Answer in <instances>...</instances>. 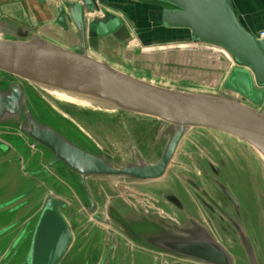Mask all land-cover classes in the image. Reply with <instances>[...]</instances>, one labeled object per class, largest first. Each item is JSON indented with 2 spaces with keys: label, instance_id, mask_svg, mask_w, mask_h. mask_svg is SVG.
<instances>
[{
  "label": "water",
  "instance_id": "1",
  "mask_svg": "<svg viewBox=\"0 0 264 264\" xmlns=\"http://www.w3.org/2000/svg\"><path fill=\"white\" fill-rule=\"evenodd\" d=\"M155 1L169 6L156 12L157 22L167 29L190 31L189 43L219 53L211 56L214 80L205 86L219 90L217 96L159 85L96 58L90 48L129 32L120 16L100 10L94 0H0V34L11 36L0 39V72L25 80L48 95L45 89L87 96L116 108V112L157 120L156 139L167 133L170 139L156 163L146 162L137 150L135 162L118 167L96 145L92 144L93 152L80 147L50 123L38 121L16 83L0 89V125L16 124L30 143L51 151V166L61 162L79 173L84 184L89 177L144 182L162 179L191 128L234 136L264 156V40L244 26L232 0ZM40 4L48 8L53 23L40 21L33 14V5ZM123 8L117 9L121 12ZM38 27L40 31H34ZM154 33L158 31L154 29ZM139 37L148 45L142 35ZM69 207L68 202L49 194L31 231L24 259L18 262L14 254L9 259L7 254L0 264H65L74 242L66 216ZM168 224L171 226L150 233V238L147 234V242L209 264L226 258L218 245L187 237L178 223Z\"/></svg>",
  "mask_w": 264,
  "mask_h": 264
},
{
  "label": "flooded vegetation",
  "instance_id": "2",
  "mask_svg": "<svg viewBox=\"0 0 264 264\" xmlns=\"http://www.w3.org/2000/svg\"><path fill=\"white\" fill-rule=\"evenodd\" d=\"M145 1L161 7V10L169 7L155 0ZM108 2L109 0H106V3ZM121 6L122 4L114 5L116 9ZM153 28L156 29L155 26ZM178 35L179 38L164 39L161 44L190 42L189 37L181 38V32ZM4 74L3 79H0V89L5 90L12 83L20 85L32 108L29 93H41L38 88L18 77ZM38 121L43 122L39 118ZM17 127L16 124L0 125V156H12L8 162L15 163L19 160L25 176H35V172L43 171L48 173V178L53 182L57 180L65 186V191L50 187L49 192L45 194L46 184L49 183L40 181L37 186L44 190L43 194L40 198L28 197L26 202L41 200L46 195L35 213L36 216H39L49 194L69 203L66 216L74 233L71 252H76L70 264H209L158 249L147 242V234L150 238V233L168 228L171 226L168 223L172 222L180 224L187 237L222 248L226 258H220L217 264H264V170L257 164V159L256 162L252 161V155L246 150H228L226 147L222 150L215 147L211 141V149L206 151L205 155L197 151L190 155L197 165V172L191 171L184 178V182L174 181V184L169 183L170 186L163 189L150 187L143 190L144 193L138 191V194L149 197V204L140 206L142 201L138 196L130 199L137 202L131 207L125 199H119L117 196L110 199L103 197L99 183L94 182L102 179L101 177H89L84 184L79 173L61 162L51 166L54 159L51 151L29 143V139L20 134ZM74 133L77 134L75 131ZM75 134L68 137L80 147L93 152L91 141L83 137L84 135L78 138ZM14 140H23L27 148L20 149ZM230 151L234 156L229 155ZM22 153L28 156L27 160L22 158ZM25 165H30L37 171L28 174ZM255 172H259L263 184L261 191L256 193L252 190L251 196L243 191L239 192L235 188V182H238V179L245 180L248 186L252 183ZM83 218H88L94 224H82ZM26 220L28 219L22 222ZM106 228L111 234H104L102 229ZM114 236H118L117 242ZM10 249L11 247H7L3 251L0 263Z\"/></svg>",
  "mask_w": 264,
  "mask_h": 264
},
{
  "label": "rangeland",
  "instance_id": "3",
  "mask_svg": "<svg viewBox=\"0 0 264 264\" xmlns=\"http://www.w3.org/2000/svg\"><path fill=\"white\" fill-rule=\"evenodd\" d=\"M98 3L100 10L106 11L109 9L115 13L117 11L120 12L116 7L113 9L109 5ZM109 3L122 4L124 7L132 9L150 8L152 6V2L145 0H109ZM154 7L156 5L153 6V10H157ZM118 14L124 19L129 34L101 40L99 45H96V48H90V52L96 58L109 62L126 73L159 85L183 91H197L212 95L219 94V90L205 87L208 86L209 81L214 80L213 70L209 61L213 59L211 56L215 55L217 57L219 53L214 52L213 48H206V50L195 43L161 44L158 42L164 39H158L156 36L155 38L151 36L147 41L144 38V31L154 30L152 21L142 26L138 24L139 21H137L136 17L127 19L123 17V14ZM149 17L150 19L155 18L151 14ZM49 19L51 23L54 22L52 16ZM38 30L40 31V27L36 28V30L34 29V31ZM139 34L142 35V39L146 44L154 45H145L139 38ZM220 58L222 60L221 55ZM2 75L5 76L3 72H0V79H3ZM16 80L20 82V80ZM20 83L24 85L22 82ZM38 90L35 89L37 92ZM29 97L32 110L39 119L50 123L68 136L75 134L74 131L78 134H75L78 138L84 135L83 137H86L87 140L89 139L93 145H97L118 167L135 162V151L137 150L146 162L156 163L170 139L168 133L166 134L164 131L161 134L166 135L163 138L161 137V139H156L154 130L157 122L146 116L122 111L116 112L117 109L114 110L113 108L101 109L99 105L89 102L72 101L55 96L53 98L52 95L50 96L45 92L37 94L30 92ZM69 102L80 106L71 105ZM83 107L111 113L93 111ZM78 141L80 142V140ZM211 141H213L215 147L222 150H225V147L228 150H246L252 155V161L257 159V164L263 167L264 170V156L256 152L253 147L244 141L218 131L191 128L183 138L174 162L162 179L137 183L128 179L105 177L94 180V182L99 183L105 198L110 199L112 196H117L119 199H125L131 207H134L137 202L130 199L139 196L142 201L140 206L149 204V197L140 195L137 192L144 193L143 190L150 187L163 189L166 186H170L169 183L174 184V181L184 182V178L191 171H198L196 169L197 165L192 161L190 155L194 151L205 155V152L211 149ZM14 143L20 149L24 150L26 147L23 140H14ZM229 155L234 156L232 151H230ZM21 156L22 158L25 157V160L28 158L23 153ZM11 158L12 156L10 155L0 156V232H2L0 235V256L7 247H11L7 258L9 256L12 257L14 254L16 261L19 262L24 259L29 251L31 231L38 221V216L35 213L46 195L41 200L35 199L34 201L26 202L29 199L28 197L40 198L44 191L37 186L40 181L49 183L46 184L45 194L49 192L50 187L57 188L60 191H65L66 189L60 181L54 180L53 182L52 179H49L47 172L38 171L35 172V176H25L24 168L21 167L19 160H16L15 163L8 162ZM25 167L28 169V174L37 171L30 165H25ZM62 168L65 169L63 165ZM249 185H246L245 180L238 179V182H235V188L239 192L243 191L244 194L251 196L252 190L257 193L263 187L259 172L254 173L252 183ZM102 188L105 190H102ZM25 219L28 220L23 223L22 221ZM21 222L22 225H20ZM82 224L92 226L94 222L89 221L88 218H83ZM102 231H104V234H111L108 228L102 229ZM118 239V236H114L116 242ZM74 252H70L65 264H70L72 256L76 253Z\"/></svg>",
  "mask_w": 264,
  "mask_h": 264
},
{
  "label": "crops",
  "instance_id": "4",
  "mask_svg": "<svg viewBox=\"0 0 264 264\" xmlns=\"http://www.w3.org/2000/svg\"><path fill=\"white\" fill-rule=\"evenodd\" d=\"M233 5L237 11L238 16L240 17L242 23L244 26L249 30L252 31L256 36L261 32L264 31V0H232ZM97 6H99V3L96 1ZM1 6V5H0ZM153 6H150V8H145L143 7L142 9H132V8H127L125 7L122 9L121 12L115 13L109 9H107L110 13H113L117 16H122L118 13L123 14V17H126L128 19H132L133 17L137 18V21H139L138 24L140 25H145L149 21H151L149 15L154 12ZM31 8V7H30ZM156 9H159L158 6L154 7ZM161 8V7H160ZM33 14H36L40 21H43L45 23L50 22V11L45 5H41L38 7L36 5H33L32 9ZM123 19V18H122ZM124 20V19H123ZM152 31V30H151ZM151 31H144V38L148 41L151 36L153 38L158 37L162 39H172L169 35L167 34H150ZM174 33L178 35L179 32L182 33L181 38L183 37H191L189 31H179L175 29H171ZM143 32V33H144ZM185 34V35H184ZM179 36V35H178ZM140 38V37H139ZM186 43V42H184ZM148 45H154V44H148ZM233 65H236V63L233 61Z\"/></svg>",
  "mask_w": 264,
  "mask_h": 264
},
{
  "label": "bare ground",
  "instance_id": "5",
  "mask_svg": "<svg viewBox=\"0 0 264 264\" xmlns=\"http://www.w3.org/2000/svg\"><path fill=\"white\" fill-rule=\"evenodd\" d=\"M94 2L96 4L95 0H94ZM161 9L162 8H159V9L155 10L152 13V15H154V17H156V12L161 10ZM151 21L156 23V25H154V26L156 27L155 30L158 31V33H155V34H159V33L162 34L163 33V34L169 35L172 39L179 38V36L176 33H174L173 31H171V29L165 28L161 23L157 22L155 19L152 18ZM150 34H154V30H152ZM190 35H191V33H190ZM7 38L10 39L11 36L7 35V34H0V39H7ZM45 90L47 92H49L50 95L55 96V97H59V98L62 97V98H65L67 100H72V101H82V102L94 103V104L99 105L101 109H107V108H109V109L113 108L114 110L116 109L114 107L108 106L105 103L99 102V101H97V100H95L93 98L87 97V96H80V95H76V94H73V93L64 92V91H58V90H53V89H45ZM215 96H217V95H215Z\"/></svg>",
  "mask_w": 264,
  "mask_h": 264
},
{
  "label": "built area",
  "instance_id": "6",
  "mask_svg": "<svg viewBox=\"0 0 264 264\" xmlns=\"http://www.w3.org/2000/svg\"><path fill=\"white\" fill-rule=\"evenodd\" d=\"M257 37H258L259 39H263V40H264V31H261V32L257 35Z\"/></svg>",
  "mask_w": 264,
  "mask_h": 264
}]
</instances>
